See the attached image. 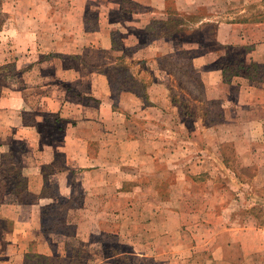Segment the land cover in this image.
I'll use <instances>...</instances> for the list:
<instances>
[{"label": "crops", "instance_id": "0c3cea01", "mask_svg": "<svg viewBox=\"0 0 264 264\" xmlns=\"http://www.w3.org/2000/svg\"><path fill=\"white\" fill-rule=\"evenodd\" d=\"M23 1L27 11L11 17L25 26L21 46L7 49L19 57L20 78L0 93V168L16 172L15 185L0 194V264H264V223L232 218L226 188L251 180L240 173L239 180L233 165L264 167V10L253 19L246 9L233 16V6L222 12L217 0ZM123 1L134 16L111 18L110 5L122 10ZM95 2L101 11L92 17ZM40 5L54 15L35 14ZM205 7L196 28L215 24V45L198 59L201 96L219 103L221 114L214 127L198 123L204 134L192 146L182 128L181 143L171 139L169 123L184 112H175L168 71L156 59L190 49L189 39L175 47L155 39L139 50L164 77L147 80L145 94L128 90L115 99L104 70L123 60L120 25L126 38L134 29L145 37L153 20ZM44 53L39 68L32 57ZM212 170L222 176L208 182ZM197 179L213 184L192 193ZM89 236L100 255L86 263ZM106 243L117 244L111 255Z\"/></svg>", "mask_w": 264, "mask_h": 264}, {"label": "rangeland", "instance_id": "374dc122", "mask_svg": "<svg viewBox=\"0 0 264 264\" xmlns=\"http://www.w3.org/2000/svg\"><path fill=\"white\" fill-rule=\"evenodd\" d=\"M51 1H45L44 4H47ZM217 1L222 5V12H227L229 8L233 6L234 8L232 9L235 10V12H231L233 16H235L234 14L237 13L236 10L238 11L240 9H246L245 13L248 14V17L252 16L254 19L259 18L258 16L260 15L261 11L264 10L262 0ZM23 2V0H0V93L2 90L5 92L10 88L8 85L9 82H13L14 84L19 82L20 73L17 71L19 57L11 54L7 55V49L12 45L21 46V44H19L21 41V31L25 30V26L22 22L16 21L13 18L11 19V17L14 14V16H18L20 18L21 14H23L24 11H27V5ZM76 2L78 3V6L81 4H87L85 3L87 1H84L83 3V0H76ZM124 4L125 3L123 1L121 7L122 10H120L116 2L112 3L109 9L110 17L121 19H130L133 17V10L123 7ZM88 5H91L89 1ZM92 6L93 12H91V15L93 17L97 13H100L101 6L96 2ZM29 9L31 10L33 8L30 6ZM8 10H13L14 12L11 11L13 13H10ZM48 10L49 9H46L45 5H40L35 7L33 12L39 15H54L55 11L53 9H50V11ZM208 14L209 11L206 7L197 13H191L188 15H182L178 12H173L172 14H168L167 19L153 20V22L147 28L148 35L145 37H140L137 34L136 29H134L131 30V37L126 38L127 36H123L121 33L122 25H120L121 29H119L116 34L115 44H117L119 47H122L121 49L124 50V56H122L123 58L121 57L123 60H119L115 65L109 66L107 70H104V75L109 77L110 86L112 87L111 90L113 89V94L116 96L115 99L119 100L121 93L128 90L145 94L147 92V80L154 78L155 80L161 81L164 77L162 76L163 72H161L159 69L155 70L151 69V67L147 68V66H149L147 64L150 58L139 55V50L153 43L155 39H167L168 41L172 42L173 47L181 46L182 42L186 41V39H189L188 44L190 49H181L177 52L173 51V53L163 54L156 58L157 60H161L162 65L165 66L166 70L168 71L171 98L174 103L175 112H184V117L180 115L171 123H169L176 131L174 134V139L171 138L175 143H181L180 141L182 140V136L179 135V133L186 134L181 132V128L186 132H190L189 142L192 144V146H194L193 143H200L198 137L199 135L202 136L204 133H199L197 129L198 123L201 122L203 127L213 126L212 123H214L221 114V107L219 103H215L213 100H210L211 102L207 99L204 100L203 96H201V71L197 67L198 59L201 58V56H210V52L213 51L212 47L215 45V40L213 38L215 24H208V26L204 28H196L198 18ZM36 25L37 24L34 25L33 29ZM49 29H51V27L47 26V30ZM201 40L204 43H202ZM39 44L41 45L42 42ZM222 50L224 51V48H222ZM45 56L46 53L32 57V59L36 60V63L40 64L39 68H43L44 64L46 63ZM20 64L21 63H19V66ZM91 73L93 74L94 71ZM99 73L100 72H95V75ZM249 73L251 75H255L256 70L251 69L249 70ZM230 74H233V71L227 70L225 76H229ZM95 83L97 88H101L99 82L96 79ZM82 85L85 87V82H83ZM93 89L96 90L95 86H93ZM106 89H108V87H106ZM181 101L185 102V107L183 106L184 108L181 107ZM200 114H202L201 119L199 118ZM208 134L209 133H207V135ZM226 145L230 146L231 144L227 143ZM190 149L191 152H196V149ZM259 155L262 157L260 153ZM192 156L195 157V153L192 154ZM197 158L198 157L196 156L194 159ZM211 167L218 168L219 166L213 165ZM231 169L235 173L234 175H236V177L239 178L237 175L240 173V178L244 176L251 179L250 181L245 182H242L243 180L241 182L237 180L232 183V185H226V188L232 194L230 200V207L233 212L232 218L236 217L238 219H244L247 222L255 221L258 223H264V167L261 169L258 167L256 169L246 166L235 167L233 165V168L231 167ZM14 171V167L9 168L7 165L3 166V168H0L1 195L11 186L15 185V183L12 182L13 174L16 173ZM210 172H212V176H210L211 178L208 180V182H211L215 178L218 179V177L222 176L218 170H212ZM168 179H170V177ZM255 179L258 180L257 183L254 181ZM197 180L191 183V186L194 185L192 193L195 192L202 194L205 191H208L213 184L207 182L203 183L200 179ZM207 184L209 187L206 186ZM157 185L159 188L164 187V184L161 185L160 183H157ZM240 189H246V195H244L245 197L240 198L238 195H236ZM213 192H215V190ZM189 201L199 203L201 200L193 198L189 199ZM129 217L130 219L125 221L129 225L128 229L133 228L131 225L133 223V216L130 215ZM111 228L115 227L111 226ZM96 241L97 240H93L89 236L88 242L92 244L87 245V248L85 247V254L83 258L86 260V263H88L87 261L90 258H92V261L93 258L96 257V254L100 255V253H97L99 251L100 244H96ZM115 245L117 244L106 243L104 246V254L111 255L110 253L117 249V246ZM64 251L65 252H63V254L68 255V248ZM205 259L207 260L206 264H210L208 263L209 258ZM142 264H153V261H144Z\"/></svg>", "mask_w": 264, "mask_h": 264}]
</instances>
